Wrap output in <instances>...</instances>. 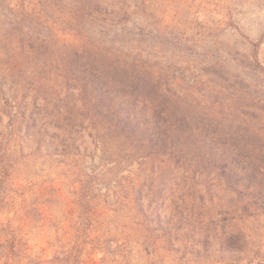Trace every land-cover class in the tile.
Returning <instances> with one entry per match:
<instances>
[{
    "label": "rangeland",
    "instance_id": "rangeland-1",
    "mask_svg": "<svg viewBox=\"0 0 264 264\" xmlns=\"http://www.w3.org/2000/svg\"><path fill=\"white\" fill-rule=\"evenodd\" d=\"M40 2L0 6V264H264V0Z\"/></svg>",
    "mask_w": 264,
    "mask_h": 264
},
{
    "label": "trees",
    "instance_id": "trees-1",
    "mask_svg": "<svg viewBox=\"0 0 264 264\" xmlns=\"http://www.w3.org/2000/svg\"><path fill=\"white\" fill-rule=\"evenodd\" d=\"M13 2V7L11 8L12 10H21L22 12H26L27 11V5H26V0H0V6H5V7H9L10 3ZM35 5V6H34ZM10 9V8H9ZM97 9V8H96ZM30 11H33L35 15H37L38 17L40 16H44L46 17V15L44 14V11L42 10V0L41 2L37 5V4H33V9H29ZM83 11V13L87 14L89 12V9L87 7L84 6H79L77 7V11L76 12H81Z\"/></svg>",
    "mask_w": 264,
    "mask_h": 264
}]
</instances>
